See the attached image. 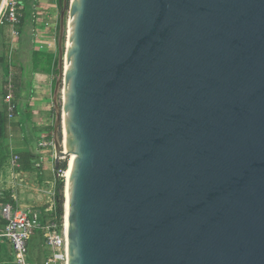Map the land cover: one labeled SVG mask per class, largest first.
I'll return each mask as SVG.
<instances>
[{
	"label": "water",
	"instance_id": "1",
	"mask_svg": "<svg viewBox=\"0 0 264 264\" xmlns=\"http://www.w3.org/2000/svg\"><path fill=\"white\" fill-rule=\"evenodd\" d=\"M56 57L67 264H264V0H62Z\"/></svg>",
	"mask_w": 264,
	"mask_h": 264
},
{
	"label": "crops",
	"instance_id": "2",
	"mask_svg": "<svg viewBox=\"0 0 264 264\" xmlns=\"http://www.w3.org/2000/svg\"><path fill=\"white\" fill-rule=\"evenodd\" d=\"M22 4L24 7L23 18L19 35L12 48L10 47L9 28L0 29V58L4 59L0 63V112L5 109L3 103L4 85L10 68L14 74L17 108L16 119L7 125L6 138L2 142L7 160L0 170V209L6 203H10L20 210L46 207L52 200L51 192L54 191L53 186L52 189L38 187L39 185L33 181L37 172L23 169V167L33 168V165L22 162L27 155L38 156L39 150L35 141L41 134L40 128L44 120L54 116L52 92L55 75H51V69H46L44 57L57 55L58 22L56 31L45 28L44 23L58 15V0H22ZM36 52L43 56L39 57L37 65L33 61V54ZM10 54H12L11 64L8 63ZM13 155L21 157L19 165L15 167L10 163V158ZM43 158L48 163L51 153L43 154ZM5 200L6 202H4ZM43 202H46L45 205H47H43ZM37 241L42 247V236L35 233L29 241V250H31V245ZM10 253V245L0 240V264H9ZM31 262L37 264L32 259Z\"/></svg>",
	"mask_w": 264,
	"mask_h": 264
},
{
	"label": "built area",
	"instance_id": "3",
	"mask_svg": "<svg viewBox=\"0 0 264 264\" xmlns=\"http://www.w3.org/2000/svg\"><path fill=\"white\" fill-rule=\"evenodd\" d=\"M24 7L22 0H0V29L9 28L10 47L14 46L19 35V28L23 18ZM59 13L55 18H50L44 23V27L55 30ZM37 38V36H35ZM8 63H12V54L8 55ZM14 74L10 68L7 72L3 95L4 110L8 125L16 119V87L13 82ZM54 116L43 121L41 134L37 140L40 154L51 153L54 160V143L52 138ZM44 160L43 157L40 158ZM13 167L20 163V156L13 155L10 158ZM37 169L42 167L41 162L35 164ZM52 200L43 209L20 210L10 203L1 206L0 218L5 225L0 228V240L7 242L11 248V261L9 264H32L29 253V241L35 231L41 233L42 247L45 252L44 264H67L66 223L64 210L57 214L54 203V191L51 192Z\"/></svg>",
	"mask_w": 264,
	"mask_h": 264
},
{
	"label": "trees",
	"instance_id": "4",
	"mask_svg": "<svg viewBox=\"0 0 264 264\" xmlns=\"http://www.w3.org/2000/svg\"><path fill=\"white\" fill-rule=\"evenodd\" d=\"M61 1L62 0H58V6L59 7L61 5ZM39 57H43L42 54L37 53V52L33 54V61L35 62V65H37V63L40 59ZM44 58L46 59L45 60L46 61L45 65H47L46 69H49V70L51 69V75H55L57 73V70H56L57 57L55 55H47ZM3 61H4V59L0 58V63H2ZM13 82H14V79H13ZM7 125H8V123H7L6 113H5V110H3L2 112H0V170L7 160V155L3 151L4 148H3V143H2L3 140L6 138ZM25 159H26V161H25ZM20 161H21V157H20ZM22 161H23V159H22ZM35 161H36V157H33L32 155H27L26 158H24V161L22 163H24V164L26 163L28 165L32 164L33 168L32 167L31 168L23 167V169L27 170V171H36V172L39 171V169H37L35 167V163H36ZM65 170H66V163L62 162L59 166V169L56 171V174H58V177L56 178L55 183H54V203H55V209H56V212L58 215L61 214L62 210H63L64 180L61 177V175L63 172H65ZM59 174H61V175H59ZM38 175H40V174L38 173ZM4 202H6V200ZM44 208L45 207H42L39 209H34V210L43 211ZM4 225H5V222L0 218V228L3 227ZM35 233H38L39 236H41L38 231H35L34 234ZM29 253H30V250H29ZM30 260H31V255H30Z\"/></svg>",
	"mask_w": 264,
	"mask_h": 264
},
{
	"label": "rangeland",
	"instance_id": "5",
	"mask_svg": "<svg viewBox=\"0 0 264 264\" xmlns=\"http://www.w3.org/2000/svg\"><path fill=\"white\" fill-rule=\"evenodd\" d=\"M42 129L43 128L41 127L40 130L42 131ZM35 145L37 146V141H35ZM46 153L48 155L49 152H46ZM40 157H43V154L39 153L38 156H36V161H35L36 163L40 162L39 161ZM45 160L46 159H44V161H41L42 167H41V169H39V171H37V176L34 175L35 180H33V181L36 185H39L38 187H42L43 189H52V186L54 187V181L58 177V174H56V171L54 170L53 160L50 158L48 163ZM67 160H68V158H67ZM67 160L63 161L64 163H66V168H67ZM44 163H45V165H43ZM43 167H44V170H43ZM38 173L40 175H38ZM64 173L65 172H63L62 175L61 174H59V175H61V177L63 178L64 185H65ZM63 200H64V188H63ZM45 201H47V200H45ZM45 203L46 202H43V205H45ZM63 204H64V201H63ZM30 254H31V259L34 262H36L37 264H42V262H44L43 261L44 250H43V247L40 246V242L37 241L36 243H33L31 245Z\"/></svg>",
	"mask_w": 264,
	"mask_h": 264
},
{
	"label": "bare ground",
	"instance_id": "6",
	"mask_svg": "<svg viewBox=\"0 0 264 264\" xmlns=\"http://www.w3.org/2000/svg\"><path fill=\"white\" fill-rule=\"evenodd\" d=\"M65 136H64V141H63V145L64 147L66 146L65 145ZM74 156L73 155H70V157H68V168H66V171L64 173V177H65V185H66V197L68 196L67 195V182H68V179H69V176H70V171H71V166H72V160H73ZM65 209L67 210V203L65 205Z\"/></svg>",
	"mask_w": 264,
	"mask_h": 264
}]
</instances>
